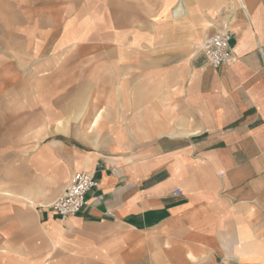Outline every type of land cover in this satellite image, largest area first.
<instances>
[{
	"label": "crops",
	"instance_id": "1",
	"mask_svg": "<svg viewBox=\"0 0 264 264\" xmlns=\"http://www.w3.org/2000/svg\"><path fill=\"white\" fill-rule=\"evenodd\" d=\"M0 20V98L36 101L25 158L51 188L0 264H264V0H0ZM78 171L96 187L60 218Z\"/></svg>",
	"mask_w": 264,
	"mask_h": 264
},
{
	"label": "rangeland",
	"instance_id": "2",
	"mask_svg": "<svg viewBox=\"0 0 264 264\" xmlns=\"http://www.w3.org/2000/svg\"><path fill=\"white\" fill-rule=\"evenodd\" d=\"M6 37L10 39L11 36L8 33ZM34 111L37 121L35 100L23 97L11 100L9 95L0 98V234L5 237L38 233L34 206L45 203L51 190L45 175L34 172L25 158L28 154L25 145L27 117L29 112L33 119Z\"/></svg>",
	"mask_w": 264,
	"mask_h": 264
},
{
	"label": "built area",
	"instance_id": "3",
	"mask_svg": "<svg viewBox=\"0 0 264 264\" xmlns=\"http://www.w3.org/2000/svg\"><path fill=\"white\" fill-rule=\"evenodd\" d=\"M232 37L230 26L226 23L208 34L202 44L207 62L217 67L228 63L232 58L229 45ZM96 187L94 178L87 172H75L61 195L53 200L48 208L60 218H66L79 212L86 204V194ZM179 190L175 194H179Z\"/></svg>",
	"mask_w": 264,
	"mask_h": 264
},
{
	"label": "bare ground",
	"instance_id": "4",
	"mask_svg": "<svg viewBox=\"0 0 264 264\" xmlns=\"http://www.w3.org/2000/svg\"><path fill=\"white\" fill-rule=\"evenodd\" d=\"M179 2H180V1H179ZM180 5H181V3H180ZM178 6H179V5H178ZM181 10H182V9H181ZM182 11H183V10H182ZM173 12H174V11H173ZM174 13H177V12H174ZM201 44H202V43H201ZM201 44H200V45H201ZM96 122H97V121H96ZM29 203H30V202H29Z\"/></svg>",
	"mask_w": 264,
	"mask_h": 264
}]
</instances>
